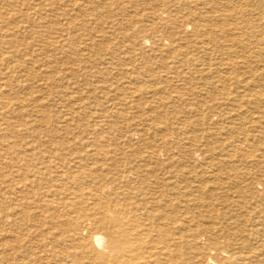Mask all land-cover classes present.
<instances>
[{
  "label": "bare ground",
  "instance_id": "6f19581e",
  "mask_svg": "<svg viewBox=\"0 0 264 264\" xmlns=\"http://www.w3.org/2000/svg\"><path fill=\"white\" fill-rule=\"evenodd\" d=\"M55 1L48 0V9H38L33 15L46 13ZM69 1L65 14L69 22L64 29H69L68 35L79 44L81 33H90L89 24H95L90 21H102L108 14L114 15L111 0H91L93 4L99 2L92 15L82 7L86 0ZM205 1L209 10L190 8L188 0H182L176 7L167 5L169 0L147 1L149 24L139 20L140 16L131 19L139 24L124 37H128L132 50L139 49L147 57H151L146 51L148 44H153L151 51L169 50L174 56L183 48L192 53L204 50L203 45L190 43L192 39L210 42L211 50L222 54L231 46H224L221 40L237 44L243 38L228 35L234 31L241 33L244 22L240 24L236 7L242 2ZM111 2L119 4L120 0ZM260 5L263 10L256 15L260 17L249 24L253 26V34L264 41V1ZM46 23L43 27L55 28L57 22L47 19ZM63 32L54 42L60 43ZM69 39L64 37V45ZM94 41L90 42L92 47L96 45ZM13 43L18 46L19 41L13 39ZM245 63L246 70L240 73L243 78L237 75L238 70L212 75L213 78L203 76L198 70L169 71L176 76H168L166 71L164 79L150 74L156 81L154 84L171 83L170 79L177 77L175 87L190 90L194 89L195 80L203 79L201 86L210 88L211 96L219 98L231 90L230 86H237L235 96L229 97L228 91L229 96L222 97L226 98L225 102L220 101L218 107L210 105L209 115L198 105L183 104L181 91H177L176 99L155 102L152 99L155 87L143 90L133 84L135 96L142 95L135 111L139 112L141 127H129L123 122L128 121L125 113L113 110V113L104 112L96 124L99 128L102 123V127L90 139L66 134L50 138L38 136L27 142L16 134L0 141V264H264V155L257 158L255 140L248 134L253 128L264 131V64ZM225 64L228 66L230 62ZM6 69L0 65V73L5 75L2 79L12 77L13 73H20L21 78L23 74L36 77L34 66L24 61L11 66L9 71ZM74 72L72 69L73 78ZM49 78L55 80L52 74ZM139 79L136 77V82ZM27 87L33 88L29 84ZM124 89L119 88L117 92L120 94ZM6 92L0 84L3 117L0 122L7 125L0 132L12 135L18 130L16 126L24 124L13 123L10 113L22 107L25 100L14 102L11 92ZM35 101L40 103L37 98ZM183 110L190 115L186 113L177 118ZM47 113L42 111L41 116L45 118ZM175 121L178 127L174 126Z\"/></svg>",
  "mask_w": 264,
  "mask_h": 264
},
{
  "label": "rangeland",
  "instance_id": "374dc122",
  "mask_svg": "<svg viewBox=\"0 0 264 264\" xmlns=\"http://www.w3.org/2000/svg\"><path fill=\"white\" fill-rule=\"evenodd\" d=\"M111 1H110V5L114 11V15H112V17H110V15L108 14L109 16L108 15L105 16L102 21H99V20L98 21H90V23H95V24H89V26L91 28L90 33L85 34V35H83L81 33L80 44H79V42H77L76 39L73 40V38H71L72 36L68 35L70 30L68 29V31H67L66 30L67 28L64 29L66 26L65 24L67 22H69V20L67 19L68 16L65 15L66 9L69 7L68 5L70 4L69 0H66V1L65 0H56L55 5L51 6L52 7L51 9L47 10V12L42 14V15L40 14L39 16H34L33 12L38 10V9H44L43 11L48 9V6H47L48 4H46V3H49L48 0L47 1H45V0H42V1L41 0L40 1L39 0H28L27 2H25V0H3V1L0 0V11L2 12V16L0 15L1 16L0 17V55L3 54L0 57V59H1L0 65L2 64L3 67L4 66L7 67V69L5 71H9L11 66L16 65L20 61L27 62L29 65L32 64L34 66V70L38 66L36 68L37 70H35L36 77H33V78L26 77L25 74H23L22 75L23 77L21 78V76H19L20 73L19 74L13 73L12 77H11V75H9V77L7 78V79H9L8 81H10V83L8 82V87L5 86V84H7V79H2L3 76H5V75L0 73V84L3 85V89L7 90L8 93L11 92V95H10L11 100L14 102H18L19 100H21V98H23V100H25L22 107H20L19 109H17L13 113L11 111L10 116H12V121L14 120L13 123H15L17 125H19V124L25 125L26 124L25 126L24 125L16 126L18 128V130L14 131L15 134H12V135L7 134V131L6 132H0V137H1L0 141L8 140L9 138L11 139L12 136L16 135V134L19 135V139L21 141L26 140L27 142L36 139V137H38V136L50 138L51 136H54V135L61 136V135H66V134L77 135L79 137H85V138L90 139L95 134H97L99 129L102 127V123H100L101 125L99 128L96 124L99 123L98 120L101 121V119H102L101 116L104 114V112L108 111L110 113H113L115 110H119V111L121 110L125 113V118L128 117L126 119L128 121H123V122L127 123L129 125V127H131V126L133 128H136L137 126L141 127L142 125H141V122H140L139 117H138L139 112H135V111H136V107H137L136 102H138L139 100L142 99V95L140 93L137 96H135L136 93H134V92H135L136 88L131 87L133 84H134L133 86L140 85L141 87H143V90H147L148 87H155L156 94H155L154 98H152L153 101H155V102L159 101V100L170 101V99H176L178 96L177 91L179 93L181 91V93L183 92L181 94L182 95L181 102L183 104H191V105H195V107L198 105L199 109L202 112L209 115L211 112V109H210V111L208 110L210 105L218 107L220 101L225 102L224 99H226V98H222V97L228 91L231 93H230V96H229V93H228V95L226 94L225 95L226 97L235 96L237 94L236 93L237 92V86H235V85L230 86L229 85L231 90L228 89L227 91L224 92V94H222V96L220 98H219V96H217L218 97L217 98V97L211 96L212 90L210 88H207L206 86H204V87L201 86V84L203 83V79L201 81L198 79L195 80L193 82V84L195 85L194 89L190 90L187 88L182 89L179 87H175V85L173 83H176L178 81L179 78H177V77L170 79L172 81L171 83L166 82L167 83L166 84L165 82L164 83L157 82L156 84H154L156 81H154V79L151 77L150 74L155 73L156 75L159 76V79L161 77H162V79H164V76H167V75H163V74H165L166 71L169 72V71H175L174 69H182L181 70L182 72L187 73L190 70L192 72H196L198 70L199 72L203 73L202 74L203 76H208V77L213 78V76L216 77L218 74L219 75H223V74L227 75L231 71L238 70L239 73L237 75H240L243 78V74H240V73L244 72V70H246V67L243 66L246 64L245 61L255 62L254 64H260V65L264 64V61H263L264 60V41L261 40L260 37H257V35L253 34V32H252L253 26H251V24H249L250 22H255L260 17V16H256V15H259V13L262 12L263 9H262L260 3L264 0H248V2H246L247 0H244L245 2L241 1V0H234V4L235 3L238 4V2L239 3L242 2L239 4V5H241L240 8H238L239 5L236 7L237 8L236 14L238 16V20H239L240 24L243 22H244V24L241 25V33L242 34L238 33V32L235 34L234 33L235 31H234L233 33L229 32L228 35H229V37L231 35H232V37L234 35H240V37L243 36V38H241L242 39L241 42H239L237 44H233L232 41L221 40L222 42H220V43L223 44L224 46H231V47L233 46L232 48L230 47L227 51L224 50L222 54L220 52L212 51L210 48L211 44H209L210 42L202 41L201 39H198V40L192 39L193 41H191L190 43H193V45H195V46H202L203 45L205 47L204 50L201 49L199 52H193L192 53V51L188 52L187 50H185L183 48L179 55L177 54L174 56V54H170L169 50L151 51L150 48H153V44H148V45H146V47H147L146 51L151 54V57L145 56V54L142 53L139 49L132 50L130 48V45H129L130 41L128 40V37L125 38L124 36H127L128 34H130L132 32L133 28L139 24L136 22L135 23L132 22L131 19L133 20V19H136V17L140 16L139 20H142V21L146 22L147 24H149V22L147 21L146 2L152 1V0H129V1L128 0H123V1L120 0L119 4H113ZM130 1L132 2V4L130 3ZM181 1L182 0H169V3H167V5H171V7L180 6ZM43 2H45V3H43ZM153 2H155V1H153ZM188 2H189L190 8H194L197 10H209L210 9L209 6L206 5L207 3L205 0H190V1L188 0ZM196 2L198 4H196ZM256 2H257V4H256ZM2 3H4V4H2ZM8 3L11 4L12 6H8L7 5ZM244 3H246V5ZM4 5H5V7H4ZM30 5H32V6H30ZM97 5H99V2H96V4L94 2V4H93V3H91V0H86V2L83 4L82 7H83V9H85L87 11L88 15H90L91 11L95 12L94 10L97 9L96 8ZM244 5L246 7H243ZM207 6H208V8H207ZM32 7H34V8H32ZM242 8H244V9H242ZM250 9H252V10H250ZM253 9L256 11H254ZM12 10H14V11H12ZM18 11H20V12H18ZM172 11H175V10L172 9ZM239 13H240V15H239ZM92 14H94V13H91V15ZM138 14H140V15H138ZM165 14L166 13H164V15ZM253 14H254V16H253ZM134 15H136V16H134ZM214 17L218 18V16L216 14L214 15ZM47 19H50V20L54 19V21L57 22V23H55V26H54L55 28H52V26L49 28L43 27V26L47 25V23H46ZM58 19H60V21ZM119 21H121V22H119ZM3 22H6L7 24L4 25ZM107 22L109 23V25L107 24ZM9 23L12 27L10 25H8ZM117 23H118V25H117ZM42 24H44V25H42ZM62 24H63V26L61 27ZM244 26H246V27H244ZM58 27H60V28L58 29ZM17 28H18V30H17ZM94 30H96V31H94ZM246 30H248L247 32L251 33L252 35L248 34L246 32ZM25 32H26V34H25ZM61 32H63V36L61 37L62 39H61L60 43L54 42L56 40L55 38ZM21 35H22V37H21ZM64 37L70 38L68 40V44L66 43V45H64L65 44ZM258 38H259V40H258ZM13 39H16L17 41H19L18 46H16V44L13 43ZM118 39H119V42H118ZM254 39H255V41H254ZM49 40H51V41H49ZM20 41H22V42H20ZM88 41H89V43H88ZM91 41L96 42V45L94 47H92L90 45ZM201 42H203V43H201ZM98 43H100V45ZM258 43H260V45ZM1 44H3V45H1ZM190 45H192V44H190ZM246 45H248V46H246ZM257 45H259L261 49ZM250 46H252V47H250ZM41 48H43V49H41ZM80 48H81V50H80ZM89 48H92V49L89 50ZM18 49H21L22 52L19 51ZM50 52H51V54H50ZM101 53H102V55H101ZM107 54H109V55H107ZM256 54H258V55H256ZM77 55H78V57H77ZM172 55L174 57L173 60H172V58H173ZM210 55H212V56H210ZM219 55H221V56H219ZM243 55H244V57H243ZM72 57H75V58H72ZM93 57L95 58L94 60H93ZM213 57H214V59H213ZM64 58H65V60H64ZM163 58H164V60H163ZM84 59H85V61H84ZM86 59H88V60H86ZM169 59H171V61ZM224 59H226V60H224ZM69 60H71V61H69ZM203 60H204V62H203ZM161 61H163V62H161ZM190 62H192V63H190ZM226 62H230V64L228 66H226V64H225ZM239 62H240V64H239ZM181 63H182V65H181ZM183 64H185V65H183ZM204 64H206V65H204ZM232 64H234L235 66ZM165 66L167 68H165ZM230 66H231V68H230ZM242 66H243V68H242ZM208 67L210 69H208ZM244 67H245V69H244ZM72 69L76 70V72H74V73H76L75 78L72 77V73H71ZM231 69H233V70H231ZM136 70H138V71H136ZM223 70H225V71L223 72ZM172 73L173 72H169L168 76H176L174 73L173 74ZM49 74L54 75L55 80L50 79ZM140 74L144 78L141 77V79H139ZM13 75H15V76H13ZM58 76H59V78H58ZM136 77L140 80L139 82H136V80H135ZM198 77H200V76H198ZM203 78H206V77H203ZM97 79H98V81L96 82ZM111 79H114L115 81L111 80ZM115 82H117V83H115ZM133 82H135V83H133ZM11 83H13V84H11ZM38 83H40V84H38ZM94 83H95V85H94ZM114 83L116 84V86H114ZM28 84L30 86H32L33 88H28L27 87ZM33 85L36 87H34ZM73 87H75V89H73ZM124 87H125V89L123 90V92H120V94H119V92H117V91H119V88H124ZM66 88H68V89H66ZM48 89L50 90V92ZM158 89H159V91H158ZM73 90H74V93H72ZM114 91L116 94L113 93ZM234 91H236V92H234ZM112 93L114 94V97H113ZM40 94H43V96L41 95V97H39ZM183 94H184V96H183ZM121 95H122V97H121ZM35 98H37L40 101V103L35 101ZM126 99L128 101H126ZM187 99H188V101H187ZM192 99L194 100V102H192ZM28 103H30V104H28ZM129 103H131V104H129ZM127 105H129V106H127ZM43 107H45V108H43ZM46 107H48V108H46ZM128 107H130V108H128ZM133 107H135V108H133ZM99 108H101L102 110L101 109L99 110ZM232 108L233 107H231V109ZM219 109H222V107H220ZM45 110L48 112L46 117L49 116V119L45 117L46 120H45V118H43V116H41L42 111L46 112ZM227 110H229V109H227ZM36 111H37V113H36ZM185 111L183 110L181 113H178L179 116L177 115L178 116L177 118H180V116H183L182 114H184ZM186 113L185 114L187 116L190 115V113H188V112H186ZM39 116H41V117H39ZM75 117H76V120H75ZM2 118H3L2 115H0V121L2 120ZM32 118L34 120H32ZM41 118H42V120H41ZM26 119L27 120L30 119V120H28L30 122H28ZM95 119H97V120H95ZM16 120H18V121H16ZM49 120H51V121H49ZM134 120H137V121H134ZM175 122H176V124L174 126L178 127L179 126L178 122L177 121H175ZM87 123H89V124H87ZM1 124L3 126L0 125V130L4 129L5 126H7L4 123H1ZM82 124H84V125H82ZM122 124L125 127H127L126 124L121 123V125ZM74 125H75V127H74ZM82 127L85 129V131ZM96 130H98V131H96ZM17 131H18V133H17ZM28 132H30V133L28 134ZM252 133L253 134L255 133V134L252 135ZM248 134L252 140H255L254 141V149L256 148L255 151H256L257 158H260L259 156L264 155V135H263L264 131H262L259 128H253L252 130L249 131ZM240 136H243V135H240ZM209 138H210V136H209ZM215 138L219 140V138L217 136H215ZM230 139H232V138H230ZM262 159H264V157ZM263 163L264 162H262V164Z\"/></svg>",
  "mask_w": 264,
  "mask_h": 264
}]
</instances>
